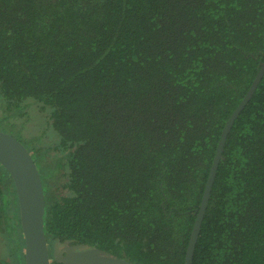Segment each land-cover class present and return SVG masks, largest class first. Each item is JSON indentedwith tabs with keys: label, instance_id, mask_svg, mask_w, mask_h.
I'll use <instances>...</instances> for the list:
<instances>
[{
	"label": "trees",
	"instance_id": "1",
	"mask_svg": "<svg viewBox=\"0 0 264 264\" xmlns=\"http://www.w3.org/2000/svg\"><path fill=\"white\" fill-rule=\"evenodd\" d=\"M263 64L264 0H0L2 109L49 111L67 158L41 165L48 153L19 139L51 257L68 242L185 264L223 130ZM0 264H26L1 164ZM192 264H264V75L228 135Z\"/></svg>",
	"mask_w": 264,
	"mask_h": 264
},
{
	"label": "water",
	"instance_id": "2",
	"mask_svg": "<svg viewBox=\"0 0 264 264\" xmlns=\"http://www.w3.org/2000/svg\"><path fill=\"white\" fill-rule=\"evenodd\" d=\"M264 75V64L245 99L226 123L197 219L187 248L185 264H192L195 248L200 236L204 217L209 205L212 189L231 128L239 114L253 97ZM0 164L10 173L18 197L20 220L25 240L26 264H135L98 248L86 245L57 243L51 257L45 234L46 201L39 169L25 145L10 133L0 130Z\"/></svg>",
	"mask_w": 264,
	"mask_h": 264
},
{
	"label": "rangeland",
	"instance_id": "3",
	"mask_svg": "<svg viewBox=\"0 0 264 264\" xmlns=\"http://www.w3.org/2000/svg\"><path fill=\"white\" fill-rule=\"evenodd\" d=\"M25 110L28 111L21 115V112L16 113L15 109L3 110L0 104V130L20 139L27 147L29 144L35 147L38 153H48L46 158L39 161L41 165L47 164L53 167V163L61 157H65L66 163V155L62 154L61 151L54 150L59 139L49 126L48 115L50 112L45 111L41 115L39 105L27 106Z\"/></svg>",
	"mask_w": 264,
	"mask_h": 264
}]
</instances>
